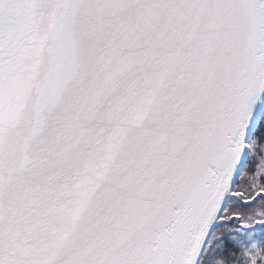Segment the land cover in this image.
<instances>
[{
	"label": "snow or ice",
	"instance_id": "snow-or-ice-1",
	"mask_svg": "<svg viewBox=\"0 0 264 264\" xmlns=\"http://www.w3.org/2000/svg\"><path fill=\"white\" fill-rule=\"evenodd\" d=\"M0 264H264V0H0Z\"/></svg>",
	"mask_w": 264,
	"mask_h": 264
}]
</instances>
